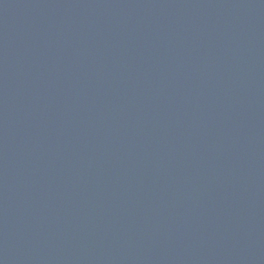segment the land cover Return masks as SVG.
I'll use <instances>...</instances> for the list:
<instances>
[{
  "label": "water",
  "instance_id": "obj_1",
  "mask_svg": "<svg viewBox=\"0 0 264 264\" xmlns=\"http://www.w3.org/2000/svg\"><path fill=\"white\" fill-rule=\"evenodd\" d=\"M0 264H264V0H0Z\"/></svg>",
  "mask_w": 264,
  "mask_h": 264
}]
</instances>
